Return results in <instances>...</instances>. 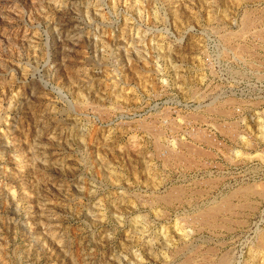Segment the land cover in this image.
<instances>
[{
  "label": "rangeland",
  "instance_id": "374dc122",
  "mask_svg": "<svg viewBox=\"0 0 264 264\" xmlns=\"http://www.w3.org/2000/svg\"><path fill=\"white\" fill-rule=\"evenodd\" d=\"M260 34L264 0H0V264H264V70L200 108Z\"/></svg>",
  "mask_w": 264,
  "mask_h": 264
},
{
  "label": "built area",
  "instance_id": "2783aa9c",
  "mask_svg": "<svg viewBox=\"0 0 264 264\" xmlns=\"http://www.w3.org/2000/svg\"><path fill=\"white\" fill-rule=\"evenodd\" d=\"M246 41V46L242 45L245 49L236 50L234 43L231 44L234 48L226 47V44L222 42L221 46L215 45L212 49L203 51L205 53L203 61L206 66V75H208L205 92L201 95V99L206 102L200 106V108L203 107V112L213 113L209 108L221 105L224 109L228 107L236 113V108L232 106L237 100L235 92L237 85L241 84L243 88L254 86L251 73L259 75L264 70V34L249 36ZM257 79L264 80V76ZM184 107L189 111L190 103ZM204 116H207L205 119L209 120L219 118L214 114ZM234 120H245V118L239 113Z\"/></svg>",
  "mask_w": 264,
  "mask_h": 264
},
{
  "label": "bare ground",
  "instance_id": "6f19581e",
  "mask_svg": "<svg viewBox=\"0 0 264 264\" xmlns=\"http://www.w3.org/2000/svg\"><path fill=\"white\" fill-rule=\"evenodd\" d=\"M248 22V19H247V21L245 22V23H247ZM249 22H251V21H249ZM249 22H248V24H249ZM243 25H245V24H243ZM242 25V26H243ZM246 26V25H245ZM248 26V25H247ZM245 29V28H244ZM247 29V28H246ZM241 32V31H240ZM258 32V31H257ZM236 34H238V33H236ZM226 37V36H225ZM228 38H229V36H228ZM224 41V40H223ZM228 41V40H227ZM225 42V41H224ZM227 43V42H226ZM228 45V44H227ZM230 47H232V46H230ZM241 49V48H240ZM236 50H238V49H236ZM215 108V107H214ZM222 108V107H221ZM212 109V108H211ZM220 109V108H219ZM222 110H224V109H222ZM213 111H214V109H213ZM216 111V110H215ZM217 113V112H216ZM219 113V112H218ZM223 113V112H222ZM227 113V112H226ZM229 114V113H228ZM220 115V114H219ZM226 115V114H225ZM247 158V157H246ZM181 190V192H177V190L175 191V193L174 192H172V193H168L167 195L168 196H166L167 197V199H170V201L172 200V199H180L182 196H184V195H182V189H180ZM242 190V189H241ZM239 191L240 193H241V195H248V194H250L251 192H253L251 189H249V188H244V190L243 191ZM178 191H179V189H178ZM237 191V190H236ZM239 192H237V193H239ZM235 192H233L232 194H234ZM232 194H231V196H232ZM186 195V194H185ZM230 196V197H231ZM245 197V196H244ZM224 198V197H223ZM166 199V200H167ZM224 201V200H223ZM169 202V201H168ZM170 203V202H169ZM226 204V203H225ZM228 205V204H227ZM227 205H225V206H227ZM219 210V207L218 206H214L213 208H211L209 211H207V212H205L206 214L205 215H202L201 217H203V219L204 220H206V219H208V218H210L211 216H213L217 211ZM207 221V220H206ZM220 227V226H219ZM263 242H264V238H262L261 239ZM260 240V241H261ZM260 244V243H259ZM262 245V244H261ZM260 246V245H259ZM258 248V247H257Z\"/></svg>",
  "mask_w": 264,
  "mask_h": 264
}]
</instances>
